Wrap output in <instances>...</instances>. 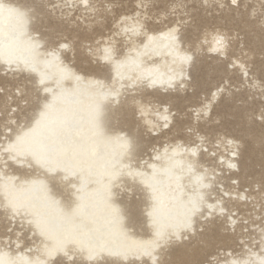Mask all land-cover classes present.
Returning <instances> with one entry per match:
<instances>
[{
    "label": "bare ground",
    "instance_id": "1",
    "mask_svg": "<svg viewBox=\"0 0 264 264\" xmlns=\"http://www.w3.org/2000/svg\"><path fill=\"white\" fill-rule=\"evenodd\" d=\"M114 1L105 0L106 8L113 9ZM54 2L65 10V15L74 9L85 15L95 12L99 6L97 0H90L92 7L88 9L80 0ZM136 3L138 7L146 8L148 0L143 3L136 0ZM0 4L22 11L12 0H0ZM146 15L144 13L143 17L141 11L135 12V15L123 14L116 20L117 28L113 34L97 38L99 44L94 54L99 64L108 68L109 78L85 72L71 64L63 55L71 51L69 41L60 40L43 47L38 30L29 26L26 18L0 17V37H15L0 44L2 70L12 76L28 75L35 79L42 95L38 113L53 99V95L57 97L56 111L50 115L42 134L50 147L65 146V151L53 152L46 161L28 152H21L13 158L3 149L17 134L26 131L34 120L28 124L20 123L12 133L9 126L1 124L0 224L4 230L0 234V264H54L56 260L66 258L59 255L49 257L46 255L48 249L62 242L79 246L87 240L106 244L113 252L119 253H106V264L113 261L117 264H152L151 257L146 253L153 251L157 242L161 241V236L169 239L167 243L161 241V247L155 248L154 255L159 260L171 264L165 261L164 255L183 248L182 254L178 252V256H186L190 262L196 261L201 257L200 250L194 257L183 251L188 252L189 243L200 236L199 229L215 219H223L225 228L233 229L231 221L242 218L235 204H246L253 202L252 197L257 198V195L236 189L235 182L230 183V188L222 187L221 194L215 191L214 183H219L226 173L231 175L239 170V149L235 138L223 135L215 141L223 151L209 149L205 153L202 134L197 135L198 139L194 143L181 138L167 140L156 144L150 157L145 158L141 157V140L114 128L105 117L106 105H117L124 91L146 87L170 92L177 87L183 89L191 78L194 64L191 49L183 43L179 32L176 33L178 42H174L169 35L171 29L180 28L179 23L148 29L145 26ZM137 22L143 27L133 31ZM217 33L226 37V47L204 42L206 34L211 41L212 35ZM115 34L123 36V49L120 52ZM228 41V34L223 28H207L195 40L194 47L221 56L225 54ZM105 49L111 50V58H105ZM185 54L193 56L191 64L182 63L181 58ZM25 64L35 70L26 68ZM235 64L244 74L247 73L243 61L235 59ZM17 90L20 94L23 89L18 87ZM218 93L219 89H215L211 100ZM135 102L138 109L143 108V115L138 111L145 126L152 132L166 128L165 123L169 126L172 110L167 104H151L140 99ZM210 106L211 102L207 100L196 111L207 113ZM165 115L168 116L167 121L163 119ZM7 121L13 122L15 117L8 116ZM97 121L103 128L102 136H97L94 131ZM116 137L131 140V150ZM228 140L233 143L227 144ZM233 152L236 154L233 155ZM214 158L217 165L205 163ZM229 164H236V168H230ZM49 168H55L62 177L55 185L48 179ZM200 177H204L202 183ZM21 187L27 191L21 192ZM135 189L142 190L143 209L140 214L144 218L143 227L147 233L133 229L135 223L132 221L137 213L128 216L126 204L120 197L123 193L133 194ZM200 197H203V201L199 210L194 211V205ZM10 199H20L24 204L31 202L32 207H25L23 215L12 217L6 209ZM207 205H213V208L209 209ZM221 209L224 211L221 212ZM189 222L191 229L186 227ZM239 223L235 228L249 227H240ZM254 225L251 224L252 227ZM256 229L259 235L254 238L258 240L254 243L246 242L247 235L239 236L243 246L247 247L241 256L232 252L228 254L224 249V257L219 254L216 256V264H231L233 260H258L264 255V227L261 224ZM26 239L31 240L28 245L24 243ZM255 243L258 245L254 246ZM206 249L202 248L201 252Z\"/></svg>",
    "mask_w": 264,
    "mask_h": 264
},
{
    "label": "rangeland",
    "instance_id": "2",
    "mask_svg": "<svg viewBox=\"0 0 264 264\" xmlns=\"http://www.w3.org/2000/svg\"><path fill=\"white\" fill-rule=\"evenodd\" d=\"M12 1L22 11L28 13L27 24L38 30L43 47L56 44L60 40L69 41L71 51L69 54L63 53L64 57L81 70L93 72L104 78H109L108 68L99 64L94 54L99 44L97 38L113 34L119 16L135 15L137 11H141L142 16L147 13L145 26L148 29L179 23V36L194 56L188 85L183 89L177 87L170 92L154 91L146 87L124 91L117 105H106L104 115L114 128H119L127 135L141 140L143 150L141 157L145 158L150 157L156 144L177 138L194 143L198 139V134L203 135L205 144L203 153L209 149L223 151L215 142L223 135L238 141L239 170L231 175L226 173L219 183H214V187L215 191L221 194L222 187L230 188L232 182H235L236 189L257 195L256 199L252 197L253 202L235 204L240 212L239 217H242L239 220L240 227L244 225L249 227L227 229L223 219L205 223L199 229L200 236L189 243V251H183L193 256L200 250L201 257L190 262L188 257L178 256V252L181 253L183 249L180 248L169 255H164L167 263L216 264V256L219 254L220 257H224L222 253L224 249L228 254L231 252L237 256L243 254V249L247 247L243 246L239 239L241 234L247 235L245 240L248 243L258 241L254 239L259 235L256 227L261 224L264 227L262 0H240L238 6L232 5L230 0H148L147 9L138 7L136 0H115L113 9H107L105 0H97L99 3L97 10L85 15L80 14L78 9L65 15V10H62L54 0ZM207 28H223L228 34L229 41L225 54L219 56L211 54L204 48L194 47L195 40L200 38ZM115 37L120 52L123 49L121 44L123 36L115 34ZM203 46L205 47L204 43ZM235 59L246 64V74L238 69ZM2 67L0 63V133L3 131L2 123L9 126L12 133L20 123L28 124L36 118L42 105V95L33 77L12 76L5 73ZM18 87L23 89L20 94ZM215 89H219V93L211 100V94ZM138 99L151 104H167L172 110L169 126L156 133L146 127L135 102ZM207 100L211 102L208 112H197L196 109L204 106ZM11 115L15 117V121L8 123L7 117ZM214 160L215 158L206 160L205 163L210 166L217 165ZM120 197L126 204L128 216L137 213L132 221L135 223L133 229L147 233L143 227L144 218L140 214L143 209L142 190L135 189L133 194L123 193ZM252 223L255 224L254 227L251 226ZM3 230L0 224V234ZM30 242L31 240L26 239L24 243L28 245ZM225 242H228L227 246ZM257 245L258 243L254 244ZM223 246L226 248H222ZM202 248L207 249L201 252ZM61 260L64 259H58L56 262Z\"/></svg>",
    "mask_w": 264,
    "mask_h": 264
},
{
    "label": "snow or ice",
    "instance_id": "3",
    "mask_svg": "<svg viewBox=\"0 0 264 264\" xmlns=\"http://www.w3.org/2000/svg\"><path fill=\"white\" fill-rule=\"evenodd\" d=\"M143 3L144 0H141ZM240 0H231L232 5L239 4ZM80 3L86 8H91L92 5L90 4V0H80ZM146 6V5H145ZM262 8V16H264V0H262L261 4ZM21 17V18H27L28 13L26 11H20L15 8H9L6 7L3 4H0V17ZM143 27V24L137 22L136 28L132 29L133 31L139 30ZM179 32V29H171L170 30V37L174 42L179 41V37L176 35V33ZM14 35H9L7 37H0V44L4 42L11 41L14 39ZM205 43H211L214 42L216 45L226 47V37L223 34H213L211 37V41L208 39V35H205L204 39ZM62 47H67V45H62ZM218 50V49H213ZM105 58H111V50L105 49ZM182 63L184 64H191L193 61V56L185 54L182 58ZM10 63V61H9ZM26 68H29L30 70H35L34 67H32L29 64H25ZM41 83H43V79L41 80ZM264 83V82H262ZM47 90V89H46ZM106 95H114V93H107ZM56 105H57V97L53 95V99L45 104L41 111L38 113L37 117L34 119L33 124L27 128L26 131H22L20 134H17L15 138L8 144L6 148L3 149V151L13 158L15 155L21 153V152H28L32 155L36 156L39 159L48 160L51 158V155L53 152L55 153H61L65 151L64 145H56L54 148L50 147L44 140L42 129L45 126L46 122L48 121L50 115L56 111ZM143 115L144 110L143 108L138 109ZM165 112H167V109H165ZM165 121L168 120V116L165 115L163 117ZM167 123L164 124V127H167ZM94 131L97 136L104 135L103 128L97 121L94 124ZM116 140L120 141L129 151L132 148V142L131 140L124 138V137H116ZM233 141L228 140L227 144H232ZM236 153L233 152V155ZM230 168H236V164H229ZM48 179L53 183V185L56 184V182L61 179L58 171L55 168H49L48 170ZM200 182L202 183L204 180V177L199 178ZM205 187H208L209 185H204ZM264 188V186H262ZM21 192H26L27 189L21 187L19 189ZM203 197H200L196 204L194 205V211L199 210V205L202 203ZM209 209L213 208V205H207ZM25 207L31 208L32 204L31 202H28L27 204H24L21 202L20 199H10L6 204V209L11 213L12 217L23 215V210ZM264 207V205H262ZM224 210L221 209V212ZM114 212H117V210L114 209ZM118 215V212H117ZM209 216H211V212L209 213ZM30 223L32 221H29ZM238 219H233L231 221V225L233 229L235 228L236 224L238 223ZM186 227L188 229H191L192 225L189 222ZM262 232H264V229H262ZM169 237L161 236V241L163 243H167ZM179 239V237H177ZM161 241H158L155 245V248L161 247ZM155 248L153 251H150L146 253L151 257L152 264H165L164 261L159 260V257L154 255ZM108 255H119V253L113 252V250L106 244H101L96 241L87 240L86 242L82 241L79 246H76L75 244H70L69 242H62L54 247L48 249L46 251V255L49 257H55V256H63L66 258V260L57 261L56 264H106L105 262V254ZM252 255H255L254 253ZM79 257V259H78ZM46 264V262H45ZM111 264H117L116 261L111 262ZM231 264H264V255H261L258 260H233L231 261Z\"/></svg>",
    "mask_w": 264,
    "mask_h": 264
}]
</instances>
